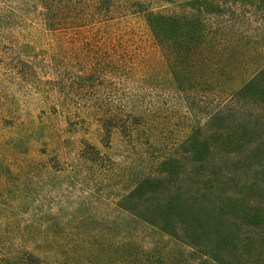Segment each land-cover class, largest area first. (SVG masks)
Listing matches in <instances>:
<instances>
[{"label":"rangeland","instance_id":"1","mask_svg":"<svg viewBox=\"0 0 264 264\" xmlns=\"http://www.w3.org/2000/svg\"><path fill=\"white\" fill-rule=\"evenodd\" d=\"M128 25L123 36L28 29L0 37V264H31L30 254L40 264H133L130 248H151L158 236L122 210L121 197L156 169L194 187L196 177L183 175L195 172L185 166L202 143L193 128L219 101L172 82L143 20ZM119 110L131 115L109 118ZM207 137L204 145L220 146ZM91 146L103 161L81 158ZM170 152L183 160L157 165ZM245 195L264 201L259 189Z\"/></svg>","mask_w":264,"mask_h":264},{"label":"trees","instance_id":"2","mask_svg":"<svg viewBox=\"0 0 264 264\" xmlns=\"http://www.w3.org/2000/svg\"><path fill=\"white\" fill-rule=\"evenodd\" d=\"M138 18L172 82L181 79L192 94L208 92L219 102L193 128L195 143H202L185 166L195 172L183 175L196 177L194 187L186 179L175 186L171 171L156 169L121 197L122 210L158 236L151 248L134 245L127 255L133 264H264V201L245 197L248 190L264 192V0H0V37L28 29L123 36ZM208 133L220 146L204 145ZM86 148L82 159L104 160L92 146L84 156ZM182 156L170 152L156 163L175 166Z\"/></svg>","mask_w":264,"mask_h":264}]
</instances>
